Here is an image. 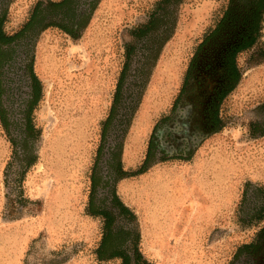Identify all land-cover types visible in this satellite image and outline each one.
<instances>
[{
	"label": "rangeland",
	"instance_id": "obj_1",
	"mask_svg": "<svg viewBox=\"0 0 264 264\" xmlns=\"http://www.w3.org/2000/svg\"><path fill=\"white\" fill-rule=\"evenodd\" d=\"M47 1L13 0L5 31L20 30L38 2ZM159 1L102 0L79 39L56 27L40 34L34 70L43 98L32 115L41 131L39 159L23 182L30 202L19 219L8 216L5 180L13 148L0 122V264H122L97 258L104 220L88 213L91 176L130 31L150 20ZM216 1L180 5L176 32L124 142L126 171H138L150 156L146 173L116 188L137 215L141 251L154 264H257L250 254L264 228V137L252 135L249 122L261 98L264 61L241 57L243 72L223 105L224 123L196 154L162 161L148 153L151 128L176 94L191 43ZM14 85L3 97L11 118L21 117L27 92L16 77Z\"/></svg>",
	"mask_w": 264,
	"mask_h": 264
},
{
	"label": "trees",
	"instance_id": "obj_2",
	"mask_svg": "<svg viewBox=\"0 0 264 264\" xmlns=\"http://www.w3.org/2000/svg\"><path fill=\"white\" fill-rule=\"evenodd\" d=\"M12 1L0 0V122L13 148L5 180L8 216L19 219L30 202L24 195L23 182L39 159L37 142L41 131L32 116L43 98V85L34 70L38 38L46 29L56 27L73 39H79L102 0L38 2L23 27L8 34L5 23ZM183 1L160 0L150 20L130 31L131 40L125 45L124 66L109 114L102 123L101 144L91 176L88 213L104 220L103 238L96 250L99 261L120 259L122 264H154L141 251L137 215L122 202L116 187L119 181L144 174L150 168L148 155L138 171H126L122 162L124 142L162 52L176 32ZM15 77L16 81L24 83L27 92L20 105L23 107L19 112L21 117L11 118L3 97L16 87H12ZM100 198L101 205H97ZM108 201L109 207L104 205ZM123 220L125 223L118 224Z\"/></svg>",
	"mask_w": 264,
	"mask_h": 264
},
{
	"label": "flooded vegetation",
	"instance_id": "obj_3",
	"mask_svg": "<svg viewBox=\"0 0 264 264\" xmlns=\"http://www.w3.org/2000/svg\"><path fill=\"white\" fill-rule=\"evenodd\" d=\"M247 55L264 61V0H217L191 43L176 94L151 128L148 153L162 161L188 160L196 154L224 123L223 105L238 85L241 57ZM261 87L254 121L249 122L257 138L264 137V83ZM254 247L250 255L263 264L264 228Z\"/></svg>",
	"mask_w": 264,
	"mask_h": 264
},
{
	"label": "bare ground",
	"instance_id": "obj_4",
	"mask_svg": "<svg viewBox=\"0 0 264 264\" xmlns=\"http://www.w3.org/2000/svg\"><path fill=\"white\" fill-rule=\"evenodd\" d=\"M151 238V237H150Z\"/></svg>",
	"mask_w": 264,
	"mask_h": 264
}]
</instances>
